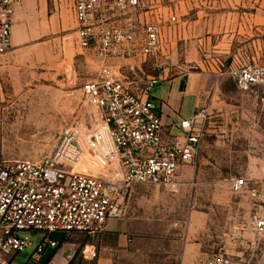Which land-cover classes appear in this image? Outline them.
I'll return each instance as SVG.
<instances>
[{
  "label": "rangeland",
  "instance_id": "obj_1",
  "mask_svg": "<svg viewBox=\"0 0 264 264\" xmlns=\"http://www.w3.org/2000/svg\"><path fill=\"white\" fill-rule=\"evenodd\" d=\"M175 2L184 41L174 45L166 62L149 65L147 73L168 80L182 75L186 81L202 71L224 72L246 57L264 65V0ZM75 27L70 11L64 5L54 9L48 0L44 13L12 28L15 38L0 54V160L39 161L63 128L86 131L99 121L97 107L81 91L82 83L94 77L96 61L72 44ZM220 80L222 87L208 91L213 99L206 103L211 110L197 165L183 168V184L176 192L135 185L128 196L135 249L118 252L115 264H207L215 253L264 264V240L256 239L251 223L264 210V95L240 91L230 78L232 84ZM169 85H154L155 102L166 97ZM193 112L194 98L186 95L181 115ZM81 167L98 173L90 161ZM241 176L247 186L233 194L230 183ZM26 234L36 240L42 233Z\"/></svg>",
  "mask_w": 264,
  "mask_h": 264
},
{
  "label": "built area",
  "instance_id": "obj_2",
  "mask_svg": "<svg viewBox=\"0 0 264 264\" xmlns=\"http://www.w3.org/2000/svg\"><path fill=\"white\" fill-rule=\"evenodd\" d=\"M23 0H0V54L11 46L13 8ZM64 5L75 23L72 44L92 56L94 77L82 93L99 111V121L86 131L63 128L49 154L39 161L0 160V264L33 247H56L53 234L100 239L110 218H127V198L135 185L176 192L184 167L197 165L207 107L191 116L162 121V100L152 88L164 80L149 74L184 41L180 5L175 0H50ZM182 32V33H181ZM182 34V35H181ZM227 75L240 91L264 95V65L246 57L230 65ZM90 161L95 175L76 165ZM245 177H235L230 191L240 194ZM252 231L264 240V210L252 217ZM27 232L42 233L33 240ZM91 256H95L92 251ZM207 264H253L215 253Z\"/></svg>",
  "mask_w": 264,
  "mask_h": 264
},
{
  "label": "crops",
  "instance_id": "obj_3",
  "mask_svg": "<svg viewBox=\"0 0 264 264\" xmlns=\"http://www.w3.org/2000/svg\"><path fill=\"white\" fill-rule=\"evenodd\" d=\"M48 0H23L19 5L13 8L12 28H18L20 22L24 19H31L39 16L47 10ZM15 34L12 30L11 41L14 40ZM225 79L229 81V77L221 74V71H202L197 75L190 76L186 81L183 76L179 75L171 80L165 79L162 82H169L166 97L162 100V121L164 123L175 122L181 117V103L184 96L188 95L194 98V111L201 106L207 107V115L211 110L213 97L209 98V90L214 87H222ZM221 89V88H220ZM192 115V114H191ZM190 115V116H191ZM117 220V219H114ZM58 241L57 248L45 246L41 253L31 251L27 252V256L22 257L21 254H13L7 264H115V257L118 252L128 254L129 251L135 249L134 242L136 239V227L133 221L127 218H121L113 224L107 225L105 232L100 239H92L84 235H73L53 238ZM54 250V253L45 263L48 255ZM95 251V256H91Z\"/></svg>",
  "mask_w": 264,
  "mask_h": 264
},
{
  "label": "trees",
  "instance_id": "obj_4",
  "mask_svg": "<svg viewBox=\"0 0 264 264\" xmlns=\"http://www.w3.org/2000/svg\"><path fill=\"white\" fill-rule=\"evenodd\" d=\"M57 246L54 248V250H56ZM54 250L48 255V257L45 260V263L48 262V260L50 259V257L52 256V254L54 253Z\"/></svg>",
  "mask_w": 264,
  "mask_h": 264
},
{
  "label": "bare ground",
  "instance_id": "obj_5",
  "mask_svg": "<svg viewBox=\"0 0 264 264\" xmlns=\"http://www.w3.org/2000/svg\"><path fill=\"white\" fill-rule=\"evenodd\" d=\"M76 168L79 169V171L85 172L81 167V162L76 165Z\"/></svg>",
  "mask_w": 264,
  "mask_h": 264
},
{
  "label": "water",
  "instance_id": "obj_6",
  "mask_svg": "<svg viewBox=\"0 0 264 264\" xmlns=\"http://www.w3.org/2000/svg\"><path fill=\"white\" fill-rule=\"evenodd\" d=\"M21 256H22V257L27 256V252L21 253Z\"/></svg>",
  "mask_w": 264,
  "mask_h": 264
}]
</instances>
